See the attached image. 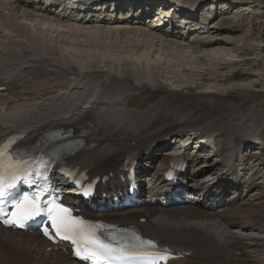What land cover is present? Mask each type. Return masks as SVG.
Segmentation results:
<instances>
[{
  "label": "bare ground",
  "instance_id": "1",
  "mask_svg": "<svg viewBox=\"0 0 264 264\" xmlns=\"http://www.w3.org/2000/svg\"><path fill=\"white\" fill-rule=\"evenodd\" d=\"M65 2L68 5L59 9L63 14L74 1L61 0ZM246 3L229 0L228 17L217 5L210 18L194 23L198 28L188 24L167 33L147 28L138 17L125 20L114 12L78 20L53 9L39 10L24 0H0V87H5L0 91V136L16 132L25 135L26 142H35L51 130L70 128L86 146L97 144L72 157L73 166L93 174H119L134 155L147 156L157 164L155 173L160 172L171 160L161 149L168 144L174 148L187 129L210 135L217 146L214 159L228 179H234L232 184L206 191L198 184L204 170L192 165L186 178L192 183L190 192L199 197L197 204L148 203L96 216L132 223L164 246L189 253L171 264H264V145L256 159L251 152L255 144L243 150L252 140L263 141L264 105L253 104L247 116L232 115L215 129L213 123L221 114L219 96L228 87L225 91L210 84L193 105L162 102L141 110L125 103L132 92L167 87L161 80L167 72L152 51L172 59L185 50L219 46L215 55L195 56L212 81L241 77L237 71L223 70L243 66L244 79L259 78L251 85L264 87L261 64L256 62L263 58L264 47L253 36L251 23L237 38L232 36L237 28L227 23L247 10ZM230 108L236 111L235 105ZM204 158L210 160L209 155ZM246 173L247 177H236ZM230 190L233 196L227 197ZM0 264L79 263L36 232L0 226Z\"/></svg>",
  "mask_w": 264,
  "mask_h": 264
},
{
  "label": "snow or ice",
  "instance_id": "2",
  "mask_svg": "<svg viewBox=\"0 0 264 264\" xmlns=\"http://www.w3.org/2000/svg\"><path fill=\"white\" fill-rule=\"evenodd\" d=\"M13 143L14 140L9 139L6 144L0 145V206H11V211L4 213L8 217L4 223L23 226L26 221L43 216L46 218L43 227L45 236L69 241L75 254L92 264H114L117 261L120 264H134L137 260L165 259L145 250L155 246L152 240H144L139 235L120 240L115 236L105 238L101 231L105 225L74 216L72 210L57 202L56 198L43 200L44 193L56 191L50 186L48 178H44L45 183L37 186L36 191L11 193L28 163L22 155L17 159L10 154L9 148ZM0 212H3V207H0Z\"/></svg>",
  "mask_w": 264,
  "mask_h": 264
},
{
  "label": "rangeland",
  "instance_id": "3",
  "mask_svg": "<svg viewBox=\"0 0 264 264\" xmlns=\"http://www.w3.org/2000/svg\"><path fill=\"white\" fill-rule=\"evenodd\" d=\"M246 2L247 10L243 12L241 16H236L235 18H231L230 20H228V24L232 23V25L237 28V30L233 32L232 36L237 38V36L241 35L251 23L250 25H252L253 29L250 30L252 31L253 36L257 39L259 44L264 47V0H246ZM225 5L221 6V8L224 10L225 16L228 17V15H230V11L227 10V6ZM192 24L196 25L194 23ZM198 26L199 24L194 26V28H198ZM261 39L263 40V42H260ZM218 47H209V49H213L207 51H205L206 48H199V52H196V50L194 49L185 50L177 55L176 58L172 57V59L171 57L169 58L166 55L162 54H159V56L158 54H156V52L152 51L151 54L153 55V57L156 58L157 62L162 65L161 67H163L165 73L167 72L165 76H161L162 82L164 84H167V87H165L164 85L162 87L161 85V87L158 86L157 88L149 87L137 92H132L130 95H128V98L125 100V102L128 103L130 97L132 100L130 104L131 108L141 110H145L162 102H166L175 107L193 105L199 101L201 91H203L211 84L212 86L219 85V87H223L222 89H224L225 91L229 88L225 93L219 96L218 105L220 107L221 114H219V117L213 123L215 129L222 127L225 122L230 120L229 118L232 117V115H238L239 117L247 116L248 111L253 104L264 105V87L263 85L257 87H253L251 85L252 82H255L259 78L247 79L245 77L246 79H244V76L242 75H245L246 71L243 69V66H240L234 70V67L230 66L226 68V70H223V72L227 71L225 74H229L231 73V71H237V73L240 74L241 77H238L236 79L229 78V80L227 79L225 81L219 79V81L216 83L212 81V77L206 71L204 72L203 68H200L201 61L196 60L195 58L197 57L195 56L197 54L203 57H209L208 55L213 54L215 55V51L218 50ZM247 52L251 53L250 50H247ZM262 52V59H264V50ZM223 56V54L220 55V57L222 58ZM262 59L258 61L256 60V62L261 64L259 72L264 79V60ZM214 60L215 62L216 60L222 61L221 58H215ZM215 62H213L212 65ZM198 69L200 70L198 71ZM126 79L132 81V79L130 78ZM172 80L176 81V83H173ZM230 105H235L236 111H233L230 108ZM207 121H209V119ZM262 132L263 133L261 136L264 137V126L262 127ZM206 150H208V147L205 148V151ZM254 150H256V147H254ZM254 150H252L253 155L255 154ZM256 158L257 157H255V159ZM262 160H264V158H262ZM232 193L233 192H230L229 196H231ZM237 196L238 193L234 194V197Z\"/></svg>",
  "mask_w": 264,
  "mask_h": 264
}]
</instances>
